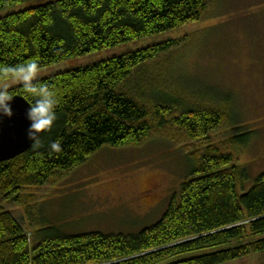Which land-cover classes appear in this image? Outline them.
<instances>
[{"label": "trees", "instance_id": "trees-1", "mask_svg": "<svg viewBox=\"0 0 264 264\" xmlns=\"http://www.w3.org/2000/svg\"><path fill=\"white\" fill-rule=\"evenodd\" d=\"M29 1L35 0H0V10ZM213 1L60 0L32 8L0 19V64L36 60L42 70L198 23ZM179 44L154 45L42 80L56 92L57 119L39 145L0 162V200L44 186L104 147L140 146L154 136L174 141L166 130L202 142L228 126L222 108H203V101L176 93L167 79ZM12 92L31 102L21 87ZM251 136L238 134L228 150L207 144L187 155L180 193L161 220L136 235H70L51 226L37 232L32 246L22 224L0 212V264H227L264 254V175L242 193L250 178L233 153ZM56 141L59 152L50 148Z\"/></svg>", "mask_w": 264, "mask_h": 264}, {"label": "rangeland", "instance_id": "rangeland-1", "mask_svg": "<svg viewBox=\"0 0 264 264\" xmlns=\"http://www.w3.org/2000/svg\"><path fill=\"white\" fill-rule=\"evenodd\" d=\"M57 1L20 3L0 10V19ZM170 41L180 43L167 77L176 93L203 101L205 109L222 108L228 126L202 142L166 130L164 134L175 136L174 141L154 136L140 146L104 147L84 165L57 174L44 186L0 200V212L12 214L22 224L32 246L37 232L51 226H62L70 235L139 234L161 220L171 198L180 193L188 178L187 155L207 144L228 150L238 134L252 135L247 147L233 149L237 165L250 178L241 192L247 193L264 175V0H214L198 23L53 65L39 70L37 79ZM149 75L158 76L151 71ZM2 87L12 91L21 86L6 80L0 82ZM227 264H264V254Z\"/></svg>", "mask_w": 264, "mask_h": 264}, {"label": "clouds", "instance_id": "clouds-1", "mask_svg": "<svg viewBox=\"0 0 264 264\" xmlns=\"http://www.w3.org/2000/svg\"><path fill=\"white\" fill-rule=\"evenodd\" d=\"M39 68L36 60L15 66L0 64V79L19 81L22 93L31 100L29 102L22 97L29 105L26 115L30 121L28 138L32 141V145H39L40 134L49 131L57 119L56 92L47 83L37 79ZM14 97L16 96L7 87L0 88V116L12 117L11 102ZM50 148L52 151L59 152L61 150L60 142L51 143Z\"/></svg>", "mask_w": 264, "mask_h": 264}, {"label": "water", "instance_id": "water-1", "mask_svg": "<svg viewBox=\"0 0 264 264\" xmlns=\"http://www.w3.org/2000/svg\"><path fill=\"white\" fill-rule=\"evenodd\" d=\"M11 108V118L0 116V162L15 159L33 146L28 138L30 121L26 115L29 109L27 101L14 97Z\"/></svg>", "mask_w": 264, "mask_h": 264}]
</instances>
